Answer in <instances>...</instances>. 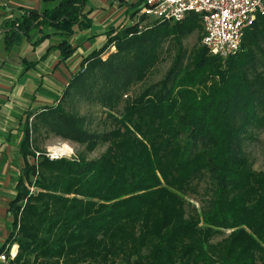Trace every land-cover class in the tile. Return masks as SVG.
I'll return each instance as SVG.
<instances>
[{"label":"trees","instance_id":"obj_1","mask_svg":"<svg viewBox=\"0 0 264 264\" xmlns=\"http://www.w3.org/2000/svg\"><path fill=\"white\" fill-rule=\"evenodd\" d=\"M84 1L42 0V10L3 25L4 46L43 27L71 34L88 23ZM146 25L107 30L58 100L25 114L22 156H33L39 128L89 151L107 146L92 159L24 162L0 246L17 245L10 264H264V170H252L241 153L247 129L264 126V12L224 61L200 45L183 47L181 38L200 29L196 14ZM164 41L173 56L162 78L122 100L159 60ZM109 45L114 51L102 59ZM57 47L63 58L72 52L64 38ZM76 96L105 107L111 128L89 130L85 116L67 112L62 101ZM204 176L213 185L209 206L186 211L185 194Z\"/></svg>","mask_w":264,"mask_h":264},{"label":"crops","instance_id":"obj_2","mask_svg":"<svg viewBox=\"0 0 264 264\" xmlns=\"http://www.w3.org/2000/svg\"><path fill=\"white\" fill-rule=\"evenodd\" d=\"M142 0H85L83 11L88 23L74 27L71 34H60L50 27L32 30L18 43L6 48L3 25L28 9L42 10V0H0V246L7 237L13 215L9 202L22 175L24 162L32 156L21 154L24 117L42 106L54 104L80 61L106 40L111 28L132 25ZM64 38L72 52L65 58L57 43ZM112 51L109 45L104 51ZM31 116L28 118L30 123ZM35 149L45 147V132L31 134Z\"/></svg>","mask_w":264,"mask_h":264},{"label":"rangeland","instance_id":"obj_3","mask_svg":"<svg viewBox=\"0 0 264 264\" xmlns=\"http://www.w3.org/2000/svg\"><path fill=\"white\" fill-rule=\"evenodd\" d=\"M264 8V4H263ZM200 28V27H199ZM201 34L200 29L191 30L190 33L181 38L183 47L189 51L192 48H197L199 45V37ZM114 48V47H113ZM108 49L100 54V57L105 58L110 52ZM173 56V49L168 41H164L161 45L159 60L153 65V67L147 72L144 79L141 82L132 84L129 89L122 96V100L132 98L137 94L145 84L153 83L162 78L168 66L171 63ZM122 102L117 106L115 111H110L112 115H116L121 112ZM62 105L67 112L77 113L85 116L87 122V128L89 130L101 131L110 129L112 122L110 117L106 114L108 110L102 107L93 98H82L76 96L71 101H62ZM45 147L42 149H34L32 159L38 155L35 152H43L47 147L54 145L53 147L63 150L68 155L61 156L67 159L83 157L85 159L96 158L100 155L107 146V143H100L94 149L87 150L84 144H78L76 142L60 138L52 133L45 134ZM33 139V137H32ZM32 147L34 148L33 140H31ZM62 144V145H61ZM60 145V146H59ZM31 146V145H30ZM241 153L247 158L250 168L254 171L264 170V126L249 127L243 136L241 141ZM31 156V155H30ZM33 160L31 161V163ZM195 192L186 193L184 196L185 209L189 210L191 207L197 211L202 208L207 209L209 201L212 195L213 185L207 176H204L198 182H195ZM26 184V183H25ZM29 191H33L32 186L27 185ZM229 230H225L223 234L215 236L212 241H218L222 235L228 233ZM17 251V246H16ZM16 255V254H15Z\"/></svg>","mask_w":264,"mask_h":264},{"label":"built area","instance_id":"obj_4","mask_svg":"<svg viewBox=\"0 0 264 264\" xmlns=\"http://www.w3.org/2000/svg\"><path fill=\"white\" fill-rule=\"evenodd\" d=\"M263 4L264 0H142L137 18L130 24H135L139 31L152 21L173 23L190 13L196 14L201 28L199 45L207 54L224 61L238 51L244 29L251 25L257 14L264 12ZM53 146L47 147L43 154H35L49 160L68 155L54 152ZM16 246L11 243L0 251V264H10Z\"/></svg>","mask_w":264,"mask_h":264},{"label":"bare ground","instance_id":"obj_5","mask_svg":"<svg viewBox=\"0 0 264 264\" xmlns=\"http://www.w3.org/2000/svg\"><path fill=\"white\" fill-rule=\"evenodd\" d=\"M52 150H53L54 152H56V153H59V154H63V153H65V152H63V150L58 149V148H55V147H52Z\"/></svg>","mask_w":264,"mask_h":264}]
</instances>
